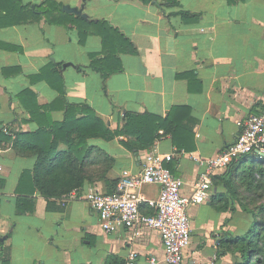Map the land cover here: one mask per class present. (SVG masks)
<instances>
[{
	"label": "crops",
	"instance_id": "0c3cea01",
	"mask_svg": "<svg viewBox=\"0 0 264 264\" xmlns=\"http://www.w3.org/2000/svg\"><path fill=\"white\" fill-rule=\"evenodd\" d=\"M44 1L0 0V237L6 235L0 255L8 264H148L152 257L167 264L156 229L106 232L83 194L108 191L104 179H118L123 169L138 173L152 151L181 177L183 195L193 191L202 169L197 159L219 154L235 140L238 121L264 110V0H177L172 6H162L164 0H47L83 4L87 19H106L118 29L79 23L87 31L83 42L78 23L63 22L57 10L48 17L38 13ZM184 10L192 15L182 16ZM102 30L111 36L105 44ZM119 33L135 52L122 49ZM92 60L103 69L118 62V69L104 78ZM67 103L86 105L110 129L122 126L124 112L164 117L176 107L174 117L182 118L176 130L159 129L142 149H128L117 137L87 138L86 146L96 145L114 160L104 179L46 198L29 179L20 183L36 156L18 154L13 139L16 131L61 122ZM232 163L214 175L229 168L237 180L248 165H264L250 155ZM159 190L158 184L141 186L143 211L151 212L148 201ZM226 192L230 196L224 182L212 178L210 195L188 208L190 240L180 264H230L231 256L216 257L218 236L251 218L236 197L228 201L235 212L217 209L216 195Z\"/></svg>",
	"mask_w": 264,
	"mask_h": 264
},
{
	"label": "trees",
	"instance_id": "16d2710c",
	"mask_svg": "<svg viewBox=\"0 0 264 264\" xmlns=\"http://www.w3.org/2000/svg\"><path fill=\"white\" fill-rule=\"evenodd\" d=\"M142 1L147 3L152 0ZM228 2H234V0H228ZM176 4H178L177 0H164L162 6ZM38 10V13L46 17L53 10H57L61 13L63 22L78 23L79 42H83L87 34V31L79 26V23L85 27L91 24L95 27L106 25L110 30L118 32V29L109 24L106 19H87L80 15L65 12L61 2L51 3L45 0ZM180 14L184 17L185 15H192L185 10L181 11ZM99 34L104 44L107 39H111V36L103 30ZM121 34L119 33L122 49L135 52L133 43ZM90 64L95 69L100 70L104 78L110 72L118 69V62L111 69H106V67L103 69L104 67L96 64L94 60ZM61 93H64L62 85ZM175 108H172V111H169L164 117L151 113L124 112L122 126L110 129L86 105L67 103L65 117L61 122L50 121L48 127H41L30 133L16 131L13 139L15 151L18 154L27 153L36 156L33 169L22 172L20 183L24 179H29L32 188L36 189L40 195L52 198L60 197L72 189H78L86 181L102 180L106 175V170L111 167L114 160L102 148L96 145L86 146L87 138L100 136L105 139H113L117 137L119 142L128 149L146 148L159 136V129L167 130L169 126H172V130L178 128L179 119L182 116L180 118L174 117L173 110ZM79 111L82 115L77 116ZM8 129L11 132V129ZM8 135H4L3 139L10 140ZM123 135L127 139L121 138ZM60 144L65 147L61 148ZM229 165H233V163ZM217 177L224 182L226 188L231 192L230 196H228V192L216 195L215 205L217 209L235 212L236 208L233 205L229 206L228 201L230 198L236 197L240 210L244 211L251 218V221H243L240 230L239 228L236 230L226 228L221 231L222 234L218 236L216 244V257L229 255L231 256L230 264H264V165H248L239 173L237 180L233 178L229 168L220 175H214L213 181ZM104 180L110 185V189L106 192H112L117 179L107 178ZM2 244L0 242V254H2ZM0 257L1 264H8L7 257L3 255Z\"/></svg>",
	"mask_w": 264,
	"mask_h": 264
},
{
	"label": "built area",
	"instance_id": "2783aa9c",
	"mask_svg": "<svg viewBox=\"0 0 264 264\" xmlns=\"http://www.w3.org/2000/svg\"><path fill=\"white\" fill-rule=\"evenodd\" d=\"M237 123L239 131L230 145L215 156L197 159L202 169L188 195L181 193V177L165 167L164 158L155 151L144 155L138 173L123 169L112 192L86 190L83 197L96 211L101 228L106 232L116 231L119 227L134 231H139L140 227L156 229L162 240L164 261L180 264L190 240L187 210L210 195L215 172L246 155L264 161V110L251 113ZM3 130L12 134L7 126H3ZM144 184L160 186L157 197L148 201L151 212L142 210V204L147 201L140 192ZM148 264L158 262L152 257Z\"/></svg>",
	"mask_w": 264,
	"mask_h": 264
},
{
	"label": "water",
	"instance_id": "95a60500",
	"mask_svg": "<svg viewBox=\"0 0 264 264\" xmlns=\"http://www.w3.org/2000/svg\"><path fill=\"white\" fill-rule=\"evenodd\" d=\"M62 9L67 12V13H74V14H78L82 17H87V14L83 11V4L80 6H72L70 4H62ZM69 64V63H67ZM66 66V65H65ZM6 238V235H3L0 237V241H3Z\"/></svg>",
	"mask_w": 264,
	"mask_h": 264
},
{
	"label": "rangeland",
	"instance_id": "374dc122",
	"mask_svg": "<svg viewBox=\"0 0 264 264\" xmlns=\"http://www.w3.org/2000/svg\"><path fill=\"white\" fill-rule=\"evenodd\" d=\"M250 161H248L247 163H249Z\"/></svg>",
	"mask_w": 264,
	"mask_h": 264
}]
</instances>
